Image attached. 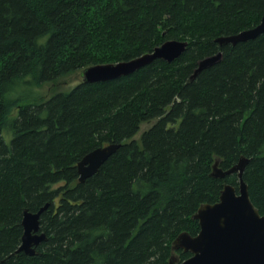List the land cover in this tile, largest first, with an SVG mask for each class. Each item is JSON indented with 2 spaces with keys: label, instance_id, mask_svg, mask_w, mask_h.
<instances>
[{
  "label": "trees",
  "instance_id": "trees-1",
  "mask_svg": "<svg viewBox=\"0 0 264 264\" xmlns=\"http://www.w3.org/2000/svg\"><path fill=\"white\" fill-rule=\"evenodd\" d=\"M263 16L264 0H0V264H168L180 234H199V208L239 187L237 175L211 177L217 161L227 171L249 159L243 179L263 216L264 34L215 43ZM170 40L189 44L173 63L63 89L89 66ZM112 144L81 183L78 163ZM45 206L47 241L36 256L17 253L24 213Z\"/></svg>",
  "mask_w": 264,
  "mask_h": 264
},
{
  "label": "water",
  "instance_id": "water-1",
  "mask_svg": "<svg viewBox=\"0 0 264 264\" xmlns=\"http://www.w3.org/2000/svg\"><path fill=\"white\" fill-rule=\"evenodd\" d=\"M264 34V16L260 23L252 29L244 30L232 36L215 39L220 47L236 46L262 36ZM188 42L170 40L156 47L151 53L129 61L116 64H99L85 68L81 73L83 84H101L123 77H128L158 60L173 63L188 48ZM223 53L207 57L198 63L191 80L204 70L221 61ZM121 144L100 147L87 154L78 163L79 181L84 183L99 172L102 165L114 155ZM249 159L241 157L231 169L224 171L217 161L213 166L211 177L225 179L237 175L239 187L224 185L220 200L214 205H202L193 220L199 222L200 232L193 237L184 232L172 244V256L168 264H264V215L250 199L248 185L243 176ZM43 207L37 213L25 212L22 220L23 235L17 253L36 256L37 248L47 241L41 231L40 218L47 210ZM179 251L190 254L186 261L180 262L176 256Z\"/></svg>",
  "mask_w": 264,
  "mask_h": 264
},
{
  "label": "rangeland",
  "instance_id": "rangeland-1",
  "mask_svg": "<svg viewBox=\"0 0 264 264\" xmlns=\"http://www.w3.org/2000/svg\"><path fill=\"white\" fill-rule=\"evenodd\" d=\"M81 73V72H80ZM80 73H78L76 76H74L71 80H69V85L67 86H63V89H71L72 87H74L76 84L81 82V77H80ZM62 89V87H61ZM48 90H49V86H45L43 89H41V96H49L48 95ZM24 93L31 99L40 96V90H34V89H27L24 91ZM153 123H149V124H143L141 126V130L138 133V135L135 137V139H140L142 134L149 130L152 127ZM8 141L10 140V137H7Z\"/></svg>",
  "mask_w": 264,
  "mask_h": 264
}]
</instances>
